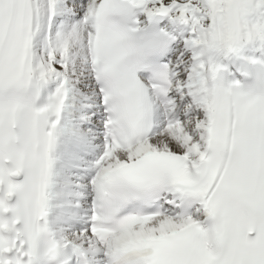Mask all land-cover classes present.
<instances>
[{
    "label": "snow or ice",
    "instance_id": "snow-or-ice-1",
    "mask_svg": "<svg viewBox=\"0 0 264 264\" xmlns=\"http://www.w3.org/2000/svg\"><path fill=\"white\" fill-rule=\"evenodd\" d=\"M0 264H264V0H0Z\"/></svg>",
    "mask_w": 264,
    "mask_h": 264
}]
</instances>
